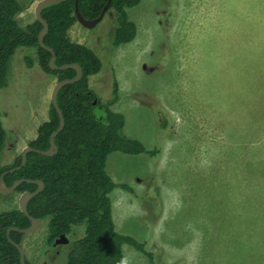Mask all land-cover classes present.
Wrapping results in <instances>:
<instances>
[{
  "label": "rangeland",
  "instance_id": "rangeland-1",
  "mask_svg": "<svg viewBox=\"0 0 264 264\" xmlns=\"http://www.w3.org/2000/svg\"><path fill=\"white\" fill-rule=\"evenodd\" d=\"M19 1V24L31 23L38 0ZM245 2L140 0L128 9L136 36L116 48L112 8L93 27L77 21L68 29L72 41L90 47L101 61L100 71L89 77L101 102L110 99L117 82L111 109L124 116L123 135L160 151L154 157L114 151L106 160L113 181L133 191L116 187L110 193L116 228L144 242L154 256L151 263L124 244L129 264H264V210L256 209L264 194V150L256 146L264 139V106L242 109L234 99L246 68L244 19L252 24L242 11ZM31 52L16 49L7 79L11 69L12 76L0 89V113L8 118L3 165L13 162L48 117L56 79L37 64L25 67L23 58ZM242 112L251 119L249 128L237 119ZM18 196L0 193V213L17 207ZM247 209L257 217L229 225L232 212ZM46 222L40 219L34 232L23 235L25 258L66 264L64 252L50 258ZM82 227L67 238L82 235ZM249 232L257 236L252 246Z\"/></svg>",
  "mask_w": 264,
  "mask_h": 264
},
{
  "label": "trees",
  "instance_id": "trees-1",
  "mask_svg": "<svg viewBox=\"0 0 264 264\" xmlns=\"http://www.w3.org/2000/svg\"><path fill=\"white\" fill-rule=\"evenodd\" d=\"M107 2L64 0L48 4L41 11L42 18L48 24L42 41L53 49L54 64L77 63L82 69V76L77 81L64 85L57 93L56 101L64 119L63 128L53 138L57 151L49 156L30 151L21 167L8 171L20 164L21 153L15 156L11 164L1 163L8 150V132L4 127L7 122L8 131V118L4 110L0 113V175L6 171L3 176L6 186L17 179L43 181L42 190L28 200L26 208L29 215L46 219L47 245L51 247L60 234L68 236L74 228L83 226L82 235L69 238L67 245L61 249L66 256V264H129L122 253L124 244L142 253L151 263L154 262V256L146 250L144 242L117 230L112 217L110 193L116 187L133 191L127 184L114 182L106 172L105 165L108 155L114 151L151 157L160 151L157 148L147 150L139 140L123 135L124 116L111 109V105L118 100L117 82H112L110 99L101 102L88 81L91 75L100 71L101 61L90 47L72 41L68 36V29L77 22L75 5L83 18L94 19ZM139 2L109 1L105 13L112 8L116 18L112 47L134 39L136 25L128 18V9ZM22 9L19 0H0V89L8 84L10 62L18 47L32 49L23 58L27 69L37 64L44 73L55 76L56 81L73 78L76 73L74 68L52 69L49 66L51 54L37 40L42 25L36 19L20 25L17 17ZM24 53L26 50L20 52L21 56ZM162 114L166 115L164 112ZM164 120L163 126L167 125L165 117ZM58 121V114L49 102L47 119L38 126L35 137L27 145L47 150L49 136L56 130ZM36 187L35 183L22 181L14 193L34 191ZM30 223L18 207L0 213V264H20L19 252L7 240L6 231L13 226L26 228ZM23 235L14 230L9 232L10 238L18 244ZM25 264L31 263L25 258Z\"/></svg>",
  "mask_w": 264,
  "mask_h": 264
},
{
  "label": "crops",
  "instance_id": "crops-1",
  "mask_svg": "<svg viewBox=\"0 0 264 264\" xmlns=\"http://www.w3.org/2000/svg\"><path fill=\"white\" fill-rule=\"evenodd\" d=\"M178 6V5H177ZM243 13L252 21V24L248 20L244 19L245 25L243 26L244 39H243V53L241 56L246 57V68L245 75L243 76V81H240L241 90L236 96L235 102L236 106L249 105L248 108H254L256 110H263L264 106V0H246L242 8ZM135 24V23H134ZM136 36V35H135ZM121 45V44H120ZM90 83V79L88 80ZM90 86V85H89ZM91 88V87H90ZM255 90V93H254ZM254 93V94H253ZM245 94H248V99H246ZM243 116L238 117V121L242 122L241 127L249 128V120H251L245 112H242ZM125 125V124H124ZM247 130L241 129V134L244 135V132ZM245 137H248L246 132ZM259 146L263 152L264 150V139L260 141ZM237 186V185H236ZM257 194L253 193L252 196L256 197ZM259 207L256 209L264 210V194L260 197ZM262 199V200H261ZM241 201V200H239ZM245 203V202H244ZM235 216L231 217L232 222L229 225L237 226L239 221H243L247 218L248 215H251L249 209L247 210H238L232 212ZM254 217H257L256 214H252ZM221 233V232H219ZM251 234V246L256 243L257 236L255 232H249ZM250 246V247H251ZM249 247V249H250Z\"/></svg>",
  "mask_w": 264,
  "mask_h": 264
},
{
  "label": "water",
  "instance_id": "water-1",
  "mask_svg": "<svg viewBox=\"0 0 264 264\" xmlns=\"http://www.w3.org/2000/svg\"><path fill=\"white\" fill-rule=\"evenodd\" d=\"M62 1H64V0H38L37 1L36 5L34 7V17L42 25V28L37 35V40H38L39 45L42 48H44L50 52L51 57L49 59V66L52 69L74 68L76 73H75V76L73 78H68V79L56 81L54 83L52 89H51L50 103L52 104L55 111L57 112L59 121H58V126H57L56 130H54L49 136V148L47 150H40V149H36L32 146L26 145L25 147L22 148V151H21V162H20V164L16 167L11 168L8 171H13V170L21 167L26 161V154L30 151L40 153L42 155H47V156L53 155L57 151V146L54 143L53 138L63 128V125H64L63 115H62V112H61V110L57 104V101H56L57 93L64 85L75 82L82 76V69L77 63L62 64L60 66L55 65L54 64L55 55H54L53 49L49 46H46L42 41L43 36L45 35V33L48 30V24H47L46 20L42 18L41 11H42L43 7L48 5V4H57V3H60ZM109 1L110 0H108L107 4L103 7L102 12L99 14V16H97L94 19L83 18L82 15L79 13L76 5H75L74 13H75V16L77 18V21L85 27L90 28V27L95 26L104 16L105 11L107 10ZM5 173H6V171L0 175V193L7 194V193L13 192L16 189L17 185L22 181L29 182V183H35L37 185V187L34 191L26 190V191L21 192L19 194L18 200H17V207H18L19 211L22 212L30 220V222H31L30 225L26 228H19V227L13 226V227L8 228V230L6 231L7 240L11 244H13L19 252L20 264H25L24 250L20 244L16 243L15 241H13L10 238L9 232H10V230H14V231H17V232L22 233V234H30L38 228V225L40 223V219L29 215V213L27 212L26 204L32 196L36 195L38 192H40L42 190L44 183L42 180H39V179H26L25 178V179H17L10 186H6L4 183V180H3V176ZM61 238L64 239V241L66 240L64 235H61ZM57 241L55 243H57Z\"/></svg>",
  "mask_w": 264,
  "mask_h": 264
},
{
  "label": "flooded vegetation",
  "instance_id": "flooded-vegetation-1",
  "mask_svg": "<svg viewBox=\"0 0 264 264\" xmlns=\"http://www.w3.org/2000/svg\"><path fill=\"white\" fill-rule=\"evenodd\" d=\"M61 235H64V237L66 238L65 241H64V239L61 238ZM56 241H57V243H55ZM67 243H68V238L65 234H60L58 237H56L54 239V241L51 243V248L53 249V254L51 255L50 258L54 259L56 256H58L61 253L62 247L67 245ZM46 252H49V251L47 250Z\"/></svg>",
  "mask_w": 264,
  "mask_h": 264
}]
</instances>
